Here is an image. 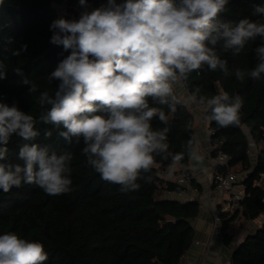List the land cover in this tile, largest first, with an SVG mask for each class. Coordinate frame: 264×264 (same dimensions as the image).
<instances>
[{
    "label": "clouds",
    "instance_id": "9594fccd",
    "mask_svg": "<svg viewBox=\"0 0 264 264\" xmlns=\"http://www.w3.org/2000/svg\"><path fill=\"white\" fill-rule=\"evenodd\" d=\"M229 0H106L89 10L87 0H79L78 19L58 18L50 24V43L62 46L69 54L48 76L58 81L50 94L41 91L38 104L48 106L40 120L52 125L67 143L83 140L82 154L101 179L120 186L122 193L134 192L141 184L152 182L156 156L167 160L169 127L154 129L157 118L167 125L171 112L181 104L176 86L203 67L230 75L227 61L221 59L217 45L224 52L239 54L249 41L264 40V22L248 18L221 22L218 18ZM254 15L264 16V6L257 5ZM27 45L23 46L26 51ZM256 67L237 69L236 79H259L264 74V43L256 47ZM19 51L13 55H19ZM17 74L22 75L19 68ZM0 63V79L5 78ZM24 85L35 93L38 85L24 77ZM187 99L207 111L206 119L220 127L238 125L242 100L222 91L208 97ZM99 113V114H98ZM34 117L15 104L0 102V161H6L11 138L24 143L19 148V163H0V190L35 184L49 196L68 193L70 162L73 154L57 152L35 143L40 135ZM63 129V130H61ZM45 130L46 137L52 136ZM185 154L193 167L203 165L198 142L193 137L185 151L172 156L168 173L176 171ZM48 253L35 240L21 238L15 232L0 235V264H45Z\"/></svg>",
    "mask_w": 264,
    "mask_h": 264
},
{
    "label": "trees",
    "instance_id": "16d2710c",
    "mask_svg": "<svg viewBox=\"0 0 264 264\" xmlns=\"http://www.w3.org/2000/svg\"><path fill=\"white\" fill-rule=\"evenodd\" d=\"M87 2L99 7L106 0ZM63 3L69 10L62 16L54 4ZM78 5L79 0H0V63L5 65L6 72L5 78L0 79V102L15 104L34 117L40 135L32 142L47 145L58 153L66 150L73 154L68 193L49 196L37 185L24 183L8 193L0 190V235L15 232L21 238L41 242L48 253L45 264H182L195 240L193 222L200 213V203L168 198L167 194L179 193L182 187L163 180L161 174L168 171L172 156L184 152L187 141L195 137V116L188 106L181 103L171 112L167 106L153 105L163 107L169 118L167 125L157 118L152 121L154 129H170L166 141L168 159L156 156L160 166L147 174L152 176V182L138 181L140 189L129 193H122L119 185L102 180L87 164L82 154L83 140L77 144L73 139L69 144L52 125L40 120L48 106L38 104L39 93L55 92L58 81L49 83L47 76L69 54L62 46L50 43V24L62 17L73 19L70 13L74 11L70 8ZM257 5L264 6V0H229L218 19L232 23L243 18L264 22V16L253 14ZM262 43L260 38L249 41L239 54L224 52L218 44L217 52L227 61L230 75L205 66L192 72L183 83L189 94L199 89L198 95L211 97L225 91L233 97L239 95L243 102L238 125L220 127L207 119L214 131L211 154L223 151L230 157L229 165L219 171L246 173L241 176L247 194L242 211L222 214L224 241L229 237L230 225L240 215L256 220L264 214V74L259 79L246 77L243 82L235 76L237 69L250 71L256 67L255 49ZM15 51L20 54L13 55ZM17 68L22 75L17 74ZM24 77L38 85L37 92H29V86L22 83ZM45 130L52 131L50 138L44 135ZM24 143L14 135L7 145V159L0 163H19L18 152ZM189 163L185 154L180 164L188 167ZM186 175L191 176L189 170ZM260 181L261 186H254ZM192 185H196L194 180ZM230 264H264V224L236 248Z\"/></svg>",
    "mask_w": 264,
    "mask_h": 264
},
{
    "label": "crops",
    "instance_id": "0c3cea01",
    "mask_svg": "<svg viewBox=\"0 0 264 264\" xmlns=\"http://www.w3.org/2000/svg\"><path fill=\"white\" fill-rule=\"evenodd\" d=\"M179 95V89L182 85L176 86ZM184 91V92H183ZM183 94L179 99L181 103L188 106L190 111L195 116V138L198 142V147L201 155L204 157L203 165H197L193 167V162L190 161L188 167H183L181 164L177 167L176 171L169 175L168 171L161 174L162 179L166 181L176 182L177 177L186 175L187 170L191 174V178L195 181L196 185L193 186L192 194L200 203V213L198 217L194 219L195 227V239L199 241V244L193 248V250L187 255V261L199 262L202 264H230L233 252L242 243V241L251 234H254L264 224V214L256 220H247L240 215L236 221L232 222L229 230L227 231L229 237L226 241L222 239H216L213 246L208 245L209 238L212 232V216L209 208L210 197L214 203L219 202L221 197L218 193L209 197V189L211 187V163L208 158L209 150L212 148L211 140L208 138L207 129L209 127V121L206 119V111L204 106H197V112L192 110L193 107L191 101L187 99L190 95L186 91L185 86ZM198 104V103H195ZM197 117V118H196ZM256 161V157H252ZM160 164L156 163L154 167H159ZM246 173H240V177ZM242 179V178H241ZM241 189V186L237 185L236 190ZM168 198L179 200L178 193H169L166 195ZM182 200V199H180ZM191 199H184L183 201H190Z\"/></svg>",
    "mask_w": 264,
    "mask_h": 264
},
{
    "label": "built area",
    "instance_id": "2783aa9c",
    "mask_svg": "<svg viewBox=\"0 0 264 264\" xmlns=\"http://www.w3.org/2000/svg\"><path fill=\"white\" fill-rule=\"evenodd\" d=\"M208 138L211 140V137L214 135V131L209 127L207 129ZM213 151V146L211 148ZM211 152V151H210ZM212 171H211V187L209 189V197L213 194L218 193L221 197L220 203H214L210 197L209 208L212 216V232L208 241L209 246H213L216 239H223V216L222 214L233 215L238 211H242V202L244 201L246 194V189L242 185V179L239 174L228 171L223 173L219 171L220 167H227L229 165L230 157L225 152H219L217 155H212L211 153L208 156ZM264 178V175H262ZM164 180V179H163ZM192 178L188 175H181L177 177L176 183L181 185L182 190L178 193L180 199H191L198 200L192 194L193 185ZM241 186V189L236 190V186ZM262 182H256L254 186H261ZM199 244L198 240H194L192 246L188 249L185 255L182 258V264H202L199 262H190L187 261V255L193 250L196 245Z\"/></svg>",
    "mask_w": 264,
    "mask_h": 264
},
{
    "label": "rangeland",
    "instance_id": "374dc122",
    "mask_svg": "<svg viewBox=\"0 0 264 264\" xmlns=\"http://www.w3.org/2000/svg\"><path fill=\"white\" fill-rule=\"evenodd\" d=\"M88 3V6H89V10H91V9H93V8H96L95 6H94V4L93 3H91V2H87ZM54 6H55V8L57 9V11L59 12V14L60 15H67L68 14V10H69V6H67L66 5V3H63V4H54ZM70 9H72L74 12L73 13H70L72 16H73V19H78L79 18V15H80V13H81V11H83L84 9L80 6V4L78 5V6H75V7H72V8H70ZM182 85V88L181 89H179V95L181 96L182 94H183V90H184V84H181ZM186 89V88H185ZM183 91V92H182ZM187 91V90H186ZM191 105H192V107H193V109L192 110H195L196 112H197V106H199L198 104H194V103H192V104H190V107H191ZM204 111H206V109L204 110ZM197 118V117H196ZM210 127V126H209ZM209 127H208V129H209ZM253 149H255V147H252ZM211 151V152H210ZM252 151H255V150H252ZM210 153H212V150L210 149L209 150V154ZM252 154H253V157H255V152H252ZM209 156V155H208ZM156 168H158V167H156ZM240 173H243V172H239V174Z\"/></svg>",
    "mask_w": 264,
    "mask_h": 264
}]
</instances>
